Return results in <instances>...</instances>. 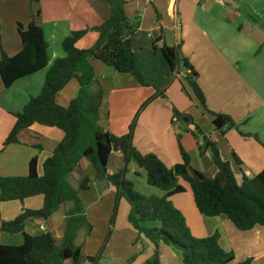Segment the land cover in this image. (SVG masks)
Segmentation results:
<instances>
[{"label": "trees", "instance_id": "obj_1", "mask_svg": "<svg viewBox=\"0 0 264 264\" xmlns=\"http://www.w3.org/2000/svg\"><path fill=\"white\" fill-rule=\"evenodd\" d=\"M102 1L110 6V17L100 26L71 32L62 41L65 56L57 58L51 66L45 31L35 20L27 27L18 22L22 49L14 56L4 50L0 33V77L5 88L9 89L18 80L48 69L41 93L31 96L21 112L13 113L16 122L4 146L20 143L19 134L34 124L64 132L62 141L44 161L42 174L38 157H34L30 160L27 176L0 178V206L11 201L24 203L25 199L36 196L44 198L42 209H23L12 221H4L0 215V236L7 233L22 234L24 237L21 245H5L0 240V264H84L85 261L97 264L105 244L95 257H85L81 246L76 245L81 228L88 222L79 190L91 189L93 180L86 176L79 188H75L69 179L83 169L84 163L92 165L97 178L107 180L116 191L109 237L116 223L120 201L124 199L130 206V224L139 236L147 239L155 248L153 258L146 264H160L162 243L179 251L183 264H229L235 260V253L221 247L219 233L205 238L195 237L183 213L171 199L186 192L183 181L190 186L195 206L202 215L225 216L241 231L264 227V170L252 178L243 175L239 184L231 163L222 159L217 143L208 136L201 140L203 144L198 142V148L201 155L209 150L213 152L219 168L215 178L193 168L189 155L181 147L182 162L169 167L156 154H143L135 147L136 121L129 132L122 136L114 135L100 124V108L105 93L99 85L94 61L99 60L118 73L134 76L142 86L149 85L138 69L131 45H125V41L130 42V37L139 28V23H132L126 15L127 1ZM90 32L98 34L96 42L90 48H80V41ZM161 40L162 37L154 42V48L156 42ZM181 49V42L176 46L164 43L161 51L173 73H179L180 68L184 67L185 80L202 107L208 109L206 95L198 83L199 73L190 60L182 56ZM72 80L79 84L78 94L68 106H63L58 102V95ZM157 92L159 96L166 97L164 90ZM154 98L146 101L143 107L146 108ZM173 113L174 118L182 120L188 117L193 122L189 114H183L177 108L173 109ZM213 115V124L222 134L235 126L231 116L223 113ZM194 130L201 131L198 126ZM195 131L188 130L197 137ZM114 149L122 153L124 165L119 172L111 174L108 165ZM232 155L238 166L243 164L235 151ZM131 162L145 171L150 186L161 189L165 195L149 196L137 192L134 183L127 179ZM68 203H72V206L67 210V226L61 238L52 232L31 235L26 231L27 222L47 220ZM252 261L253 258H249L239 264H251Z\"/></svg>", "mask_w": 264, "mask_h": 264}, {"label": "crops", "instance_id": "obj_2", "mask_svg": "<svg viewBox=\"0 0 264 264\" xmlns=\"http://www.w3.org/2000/svg\"><path fill=\"white\" fill-rule=\"evenodd\" d=\"M87 2L86 6L90 11H93L98 19V23L100 22L103 24L111 15V8L108 5H103L100 3L99 0H85ZM126 4V13L129 19H135V22L138 21L139 28L138 31L130 37V45L133 51L136 54L137 58V65L139 71L145 77L148 86H142L134 76L130 74H122L118 73L114 69L106 66L99 60L94 61V68L96 75L99 76V85L102 86L104 89V100L103 104L100 108V124L109 130L114 135H125L123 131L126 128H123L118 122L113 123V116H112V106L111 103L113 100L116 102V105L122 104L126 105L129 108H138L142 105L145 100L150 99L155 91H163L161 90L164 88L166 90L165 96L170 99L173 106L175 105L180 112H184L189 114L188 106H186L184 97L180 93V101L182 104L178 103V100L171 98L169 95L171 93L172 88L175 86L176 82L174 79L171 81L172 78L182 80L183 76H186V70L184 67L179 71V73H173L169 66V63L161 51L164 43L169 46H176L178 43H182L181 53L183 57H186L190 60V62L194 65L196 70L199 73L198 83L201 86L202 90L204 91L207 103L211 107V96L216 95L217 90L221 89L218 85L219 80H215L218 77H224V71L228 76L232 77V74L235 77L236 82H243L247 83L246 80L243 78L245 73H237L232 68L234 67L231 58L226 54V51L223 50L221 44L218 42V38L220 37L224 43H226L229 49H233L235 46V42L239 40L241 36H245V34H249L253 42L256 46L262 44L264 42V38L260 31L264 34V29H217L219 23H224L230 26V24L239 17V14L231 9L232 8H239L238 1L234 0L237 6H233L229 3H221V0H145V3H140V0H134L137 2V8L139 11L136 12V16L133 17L130 14L129 10V2L133 0H127ZM104 2V1H102ZM153 6V7H152ZM95 10V11H94ZM130 16H129V14ZM164 15V16H163ZM134 22V23H135ZM100 24V25H101ZM97 24L96 26H98ZM254 28V27H252ZM82 30V29H80ZM245 31L247 33H245ZM251 31V32H249ZM213 33V34H212ZM214 33L217 34V37L214 36ZM94 34V35H91ZM232 34V37H231ZM90 36L93 41V45L98 38V34L96 32L87 34L79 43V47L82 49H86L84 46L85 40ZM247 36V35H246ZM162 37L163 40L160 42H156V48H154V42ZM264 37V36H263ZM20 38V36H19ZM21 41V39H20ZM91 47V46H90ZM89 47V48H90ZM22 49V43L20 45L18 41L17 52L9 54L14 56ZM217 52H220L218 57ZM65 54V52H64ZM65 55L62 54H55L52 56V64L57 58L64 57ZM1 57V55H0ZM51 63V62H50ZM52 64H49L50 66ZM225 69L224 71L221 69ZM48 69H44L34 75L29 77L23 78L18 80L21 82L22 80L25 82L28 92V97L30 99V93H35V89H29L36 85V83H40L43 81V74L46 78V73ZM208 71H211L214 74L211 77L205 79V73L210 74ZM183 75V76H182ZM102 77V78H101ZM39 78V79H38ZM209 82L213 83L211 88H208ZM235 79L232 78L230 84L235 82ZM29 80V81H28ZM170 81V82H169ZM18 82V83H19ZM45 82V81H44ZM167 83H169L167 85ZM167 85V86H166ZM14 86V85H13ZM12 86V87H13ZM44 86V85H43ZM42 86V88H43ZM9 89L5 88L0 77V96H5L7 92L12 88ZM42 90V89H41ZM164 90V91H165ZM34 91V92H32ZM79 91V84L76 80H72L66 88L61 91L58 95V102L59 99L63 96L64 101L66 103L65 106H68L70 101L74 99ZM221 91V90H220ZM219 91V92H220ZM249 93V90L246 89ZM110 92V93H109ZM109 93V95L107 94ZM211 93V94H210ZM191 94V93H190ZM169 96V97H168ZM179 97V96H178ZM194 100V99H193ZM12 105V102H9ZM140 103V104H139ZM233 101H229V105L231 106L229 112L230 115H233L232 112ZM259 104L261 102H258ZM263 103V102H262ZM27 103L25 100L23 101L22 107L24 109ZM158 100H154L149 106H147L140 116L139 119V126L143 123L146 125V134L144 135V139L147 143H152L153 150H148L147 153H156V155L167 165V166H174L175 164L180 163V156L181 154H177L175 152L170 154L171 147V139L173 138V131L172 127V105L168 108L162 107L159 105ZM139 105V106H138ZM214 110H219L216 106H213ZM132 108V110L134 109ZM12 109V108H10ZM15 109V108H13ZM17 109V108H16ZM13 110L6 111L0 108V178L1 177H11V176H26L29 172V163L30 160L37 155L34 153L33 150L27 149L22 147L24 143L21 142L16 144H11L9 146H4L6 138L8 137L9 133L14 127L16 122V118L11 114ZM15 111V110H14ZM224 110L220 109L219 112ZM231 111V112H230ZM17 112V111H15ZM225 112V111H224ZM233 113V114H232ZM188 125L191 127L192 130L196 128L195 124L192 121L187 120ZM39 127L43 128H52L49 131H46L44 136H47V132L52 134V146L44 156V161L50 157L59 143L62 141L64 137V132L58 128L48 127L40 124H34L30 128L22 131L19 134V137L26 131H34L37 130ZM142 127V131H143ZM124 129V130H123ZM42 134L44 130L41 129ZM140 127L136 128V135L134 138L135 145L137 142V137L139 134ZM41 134V135H42ZM212 136V137H211ZM211 140L215 141V135H211ZM188 138L187 136H185ZM194 137V136H193ZM227 142L229 143L230 150L234 149L238 156L240 157L243 164L239 165L240 174H236L237 180L241 175V181L239 184L242 183V176L246 175L250 178L254 177L255 175L259 174L264 170V141H254L245 139L241 135L235 134L232 130L230 133L225 135ZM26 140V139H25ZM190 141V139L188 138ZM191 143V141H190ZM20 146V147H18ZM20 148V149H13ZM189 150L193 151L194 147L192 145L188 146ZM14 151L17 150V156L13 160V158L6 157L5 152L7 150ZM21 150V151H20ZM28 150V151H23ZM231 150V151H232ZM23 151V155L20 153ZM144 151V150H143ZM153 151V152H152ZM143 153V152H142ZM164 156L166 158H164ZM206 156L212 157L210 150L206 153ZM167 159V160H165ZM39 160V171L40 174L43 173L40 158ZM231 163V162H230ZM42 164V166H41ZM88 163L83 164V169L78 170L76 174H83L84 168ZM124 165L123 155L119 149H114L110 159H109V173L115 174L120 171V169ZM201 165L202 169L200 171L206 172V168L204 166V162L201 158ZM41 166V167H40ZM90 166V165H88ZM92 166V165H91ZM90 170V178L93 180L91 190H94L97 183L100 179L97 178L96 170L92 171L91 168L88 167ZM41 169V170H40ZM234 170V169H233ZM219 172L218 167L213 168V172L208 177L213 178ZM236 173V171L234 170ZM207 173V172H206ZM77 181V180H76ZM184 183V182H183ZM83 196L85 201L89 203V207L93 206V208L99 209V213L101 215V227L104 226V234L108 229H110V220L112 217V210L116 200V191L113 186L110 185L106 187L104 191H84ZM187 192V191H186ZM90 194L92 197H90ZM82 196V197H83ZM89 196V197H86ZM33 198V197H32ZM28 198L24 200L22 203L23 209H31L34 210L35 205L42 206L44 203V198L32 199ZM91 202L89 199H91ZM87 199V200H86ZM84 201V200H83ZM15 202V201H11ZM124 202L128 204L126 200L120 201V206H124ZM9 203V202H6ZM195 203V202H194ZM4 204V203H3ZM8 208L7 215L4 219L12 220L16 215L19 213L20 208L17 205L13 207H8L10 205H6ZM65 206V205H64ZM72 206V203H68L67 209H63V205L60 209L49 219H36L26 223V231L31 235H40L46 232H52L57 238H61L66 230L67 226V210ZM129 206V204H128ZM196 207V206H195ZM14 208V211L11 209ZM127 208V207H126ZM130 208V206H129ZM19 209V210H18ZM197 209V208H196ZM130 210V209H129ZM129 210L126 209V215H129ZM22 211V210H21ZM98 211V210H97ZM199 212V211H198ZM200 213V212H199ZM201 214V213H200ZM11 217V218H9ZM195 217V214H194ZM218 220H221V225L225 226L228 231H230V235L232 239H234L235 243L231 245L233 247L234 252H236L235 247H239L241 249L240 257L236 253L235 260L229 264H239L248 258H253L251 264H264V259L259 261V258H264V227L256 226L254 229L250 231H241L236 228V226L228 220L225 216H219ZM224 218V219H223ZM120 219H123V215L119 213L117 215L116 224L113 228V232L109 243L106 247L105 252H103L102 256L97 260V264H146L148 260L152 259L155 254L154 246L144 237L139 236L138 232L133 228L130 224L128 218L123 223H121ZM230 221L233 225L228 223ZM203 220V219H201ZM90 224V223H89ZM217 225V223H215ZM91 229L96 232V223L90 224ZM82 229V228H81ZM81 231V230H80ZM194 232V231H193ZM2 233L0 236V240L5 245H21L24 242V237L21 234H7L12 237H3ZM101 235V233L99 234ZM198 235V234H197ZM79 236H77L78 238ZM199 237V235H198ZM77 240V239H76ZM87 240H93L92 236H89L86 241H84L81 245L82 253L85 257H95L99 254L98 250L102 242H99L97 246L94 248L87 247ZM99 246V247H98ZM98 247V249H97ZM259 248L262 250L260 252H256ZM97 251V252H96ZM160 264H183L181 254L179 251L174 249L173 247L167 246L165 244H160ZM84 264H93L90 261H85Z\"/></svg>", "mask_w": 264, "mask_h": 264}, {"label": "rangeland", "instance_id": "obj_3", "mask_svg": "<svg viewBox=\"0 0 264 264\" xmlns=\"http://www.w3.org/2000/svg\"><path fill=\"white\" fill-rule=\"evenodd\" d=\"M99 1L100 3H103V5H106L108 7V4L106 2H102V0ZM236 1H238L239 8H235V7L232 8L231 6L229 7L234 11H236L239 14V17L233 20L230 26L224 23H219L217 29H227V30L228 29H264V0H236ZM140 3L144 4L145 0H140ZM86 4L87 2L85 0H40L39 2L33 0H0V29H1L0 33L2 35V45L4 50L9 54L17 52L16 50L18 47V41L21 45V41L18 33V22H21L25 27H27V25L32 20H35L36 23L42 26L45 31L46 40L49 43V54H50V62H51L50 64H52V56L54 55V53L65 55L64 50L62 48V41L64 38L70 35L71 32L80 29L94 28L96 27L97 24H99L98 26H100L101 23L100 22L98 23L96 14L93 11H90L86 6ZM128 5L131 16L133 17L136 16L137 18V15H135L136 12L139 11L138 9H136L137 2L133 0L132 2H129ZM38 10L41 11L40 15H38ZM131 22L134 23L135 19L134 20L132 19ZM134 24H138V21H136ZM245 33L247 32L245 31ZM260 33L262 35V38H264L263 37L264 34L262 33V31H260ZM214 36L217 37V34L214 33ZM217 38H218L217 39L218 42L221 44L223 50L226 51V54L229 56V58L233 59L232 62L234 67L232 69L239 74L246 72L245 73L246 75L244 76L241 74L243 78L246 80L247 82L246 84L243 82L241 83L236 82V79L235 77H233L234 76L233 74L232 77L228 76L224 71L225 69L220 68L221 70L224 71V77L216 78L215 80H219V82L218 85L215 86H219V88L221 89L217 90L216 95H210L212 105L210 107L208 104V109L210 110L209 111L208 109L202 107L199 99L195 96L192 88L189 86L183 75H182L183 76L182 80L175 78L171 79V81L174 79L176 84L172 88L169 96L171 98H174L175 100H178L179 104H182L179 98L181 96L180 93L183 95L185 104L186 106H188V110H190L189 115L193 118V123L195 124V126H198L201 131L199 130L195 131L191 129V127L187 123L188 117L181 118L182 120L174 118L173 109L177 107L175 105L173 106L169 98L167 97L163 98L162 96H159L157 91H155L152 94L153 96L151 98L153 97L155 98L152 99L151 102H149L148 106L151 103H153L154 100H158V103H160L159 105L165 108H168L169 104L172 105L171 111L173 114L171 120L174 121H172V125L170 126L172 127L174 140L171 139L170 144L172 149H170L171 152L169 155L172 156L173 152L177 153L178 155L181 154V150H180L181 147L189 155L190 164L193 168L198 170L203 168L201 165V158H202V161L204 162V166L206 168V172H207L206 174L210 176L211 172H213V168L214 167L216 168L218 166L216 165L214 155L211 150L210 153L212 157L206 156V154L205 155L200 154L198 148V142L201 141L204 136L209 137L211 135L213 136L215 135L216 137L215 142L217 143V146L220 150L222 159L224 161L231 162L232 168L236 171L235 175L236 174L239 175L241 171L232 155L234 149L233 150L231 149L232 151L230 150L229 143L227 142L225 135L226 134L228 135L232 130L235 134L241 135L245 139L246 138L248 140L252 139L256 142L258 141L262 142V140L264 141V42L256 46V44L251 39L250 35L245 34V36H241L239 40L235 42L236 47L233 46V49L230 50L228 45L224 43L223 40L220 39V37ZM83 45L86 46V48L92 46L93 45L92 38L88 36V38L85 40ZM217 55L219 57L220 52H217ZM182 69L183 68L181 67L180 70ZM208 72L210 74L205 73L204 75L205 79L208 77H211L210 79H212L215 73H212L211 71ZM97 78H99V76H97ZM232 78L235 79V82L230 84ZM210 79H208V85H206L208 88L214 86L212 85L213 83L209 82ZM42 80L43 81H41V83L39 80V83H36V85L29 88V89H35V93H30L31 95L37 96L41 93L42 86L45 83L44 74ZM18 82L19 81H17L14 84V86L7 92L5 96L2 95L0 96V108L6 111L13 110L11 114L15 113V111L21 112L23 110L22 107L23 101L25 100L26 103H28L29 101V97L27 96L28 95L27 87L29 86L26 85L23 80L19 83ZM168 84L169 83H167V85ZM184 86L186 89H184ZM246 89L249 90V93L246 91ZM161 90H165V89L162 88ZM109 93L107 94L109 95ZM148 100L149 99L145 100V102ZM231 100L233 101L232 105L234 106L233 107L234 110L232 111L234 112V114L232 113L233 115H230L231 113L230 114L227 113L231 109L230 108L231 106L228 104L229 101ZM9 102H12V105H10ZM145 102H143L142 105L140 106L138 105L139 106L138 108H134L133 106H131L132 108H134L133 110L132 108L127 107L126 105H122V104L116 105V102L114 100L111 103V106L113 108L112 110L113 123L118 122L123 128H126L125 131H123L125 132L123 134H127L129 132L130 127L134 121H136V128L140 127L136 142L137 145H135V143L134 145L141 153L143 152V154L147 153L148 150L151 149L153 150V148L151 147L152 143H147L144 139V135L146 134L147 131L146 125L142 123L139 126L140 116L145 110V108L143 107ZM258 102L261 103L259 104ZM59 103L63 106L66 105L63 96L59 99ZM213 106H216L219 110L222 109L225 112L224 111L219 112V110L216 111L214 110L215 108ZM182 113L184 114V112ZM213 113H223L231 116L235 122V126L227 129L225 134H222V132L216 130L213 124V119H214ZM142 127H144L143 131H142ZM136 128H135L134 138L136 135ZM41 129H46L44 130L43 134ZM47 129L50 130L52 128L39 127L37 130L34 131L28 130L24 132L20 137H18L20 138L21 142L24 143L22 147L33 150L34 153L37 155V157L40 158L41 163L44 162L43 158L44 156H46V154H48L52 146V134H49V132H47L46 134L47 136H44L45 132L49 131ZM188 130L195 131L197 137H195L192 132H188ZM240 132L243 134H241ZM116 136H122V135H116ZM185 136H187L190 139L191 143L188 140V138H186ZM211 137L209 138L211 139ZM189 145L190 146L192 145V147H194L193 148L194 153L193 151H191V149L190 150L188 149ZM13 149H20V148L13 147ZM23 151H28V150H23ZM23 151L20 152L22 155H23ZM5 155L6 157L13 158L14 160L17 156V150L11 151L9 148V150L5 152ZM164 158L166 157L164 156ZM180 161L182 162V156H180ZM88 165L90 164H86L83 174L80 175L74 174L73 176L70 177L69 180L75 188H79V184L84 177L86 176L90 177L89 175L90 170L88 167L91 168V174L92 171H94L93 166L91 165L88 166ZM238 177H239L238 181L240 182L241 175ZM213 178H215V176ZM127 179L134 183L135 190L141 194L149 195V196L155 195L159 197L165 195V192L162 191L161 189L150 186L148 184L145 171L140 169L135 162H131L129 164ZM183 184L185 185L187 192L180 195H176L171 200L175 205V207L178 208L183 213L187 221V224L192 231V234L197 238H205L215 233H219L221 247L225 251L234 252L235 249L233 250L231 241L232 243H235V241L234 239H232V236L230 235V231H228L224 225L223 226L221 225V220H218L219 218L222 217H206L200 214L195 207L194 198L190 186L186 183ZM93 189L94 190L91 189L79 190L80 191L79 197L82 201L84 200L83 203L86 209L88 222L85 226L82 227L81 231L79 232L78 234L79 237L76 240V245L81 246L82 243L86 241V239L89 236H92L93 240H87L88 243L87 247L94 248L95 246L98 245L99 242H102L100 247L98 246L99 247L98 252H100L101 248L104 247V244L105 247L103 252H105L106 247L111 238V236L109 237V229L104 234H102L105 228L104 226L101 227V224L99 223L102 220L101 215L99 213L100 212L99 209L93 208V206L89 207V203H87V201L83 199L84 198L83 194L87 193L84 191H99L98 184ZM90 197L93 198L91 194ZM38 198L43 199V196H36L33 197L32 199H38ZM92 198L89 199L90 202ZM6 205H10L8 206L10 208L17 205V207L20 208L19 213L12 220L17 218L22 213L21 210H23V208H21L22 207L21 201L4 203L0 206V215L4 221H12V220L4 219V217L10 216L7 215L8 208H6L7 207ZM64 205H63V209L64 207L65 209H67L68 204H64ZM42 207L43 205L42 206L35 205L34 210H40L42 209ZM126 209L127 210L130 209L126 202H124L123 207H119L118 209V213L120 210V214L123 215V219H120L121 223L127 220L129 216L126 215ZM113 210H112V214H113ZM11 211H14V208H12ZM93 222L96 223V230H95L96 232H94L91 228L89 229L90 224L91 223L93 224ZM215 223H217V225ZM228 223L233 225L230 221H228ZM100 233L101 235H99ZM197 234L199 235V237ZM3 235H4L3 237H12L7 234H3ZM235 244L237 246V243ZM235 248H236V252H234L235 256L237 253L238 256L240 257L241 249L239 247H235ZM261 250L262 249L259 248L256 252H260ZM259 259H260L259 261H262L264 258H259Z\"/></svg>", "mask_w": 264, "mask_h": 264}, {"label": "water", "instance_id": "obj_4", "mask_svg": "<svg viewBox=\"0 0 264 264\" xmlns=\"http://www.w3.org/2000/svg\"><path fill=\"white\" fill-rule=\"evenodd\" d=\"M225 3H229L233 6H237L234 0H223ZM125 45L127 47H130V42L129 41H125ZM98 188L99 191H104L106 189V187L109 186V182L107 180H100L98 183Z\"/></svg>", "mask_w": 264, "mask_h": 264}, {"label": "built area", "instance_id": "obj_5", "mask_svg": "<svg viewBox=\"0 0 264 264\" xmlns=\"http://www.w3.org/2000/svg\"><path fill=\"white\" fill-rule=\"evenodd\" d=\"M221 3H224V1H223V0H221ZM201 143L203 144V141H201Z\"/></svg>", "mask_w": 264, "mask_h": 264}]
</instances>
